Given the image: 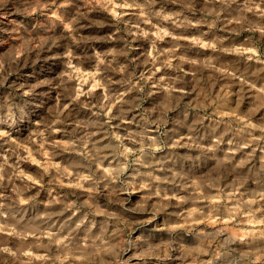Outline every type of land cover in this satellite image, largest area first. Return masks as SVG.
I'll list each match as a JSON object with an SVG mask.
<instances>
[{"label":"clouds","instance_id":"9594fccd","mask_svg":"<svg viewBox=\"0 0 264 264\" xmlns=\"http://www.w3.org/2000/svg\"><path fill=\"white\" fill-rule=\"evenodd\" d=\"M0 20V264H264V0Z\"/></svg>","mask_w":264,"mask_h":264},{"label":"rangeland","instance_id":"374dc122","mask_svg":"<svg viewBox=\"0 0 264 264\" xmlns=\"http://www.w3.org/2000/svg\"><path fill=\"white\" fill-rule=\"evenodd\" d=\"M57 2H59V0H57ZM90 15H91V17L94 18V19H101V18L104 17V14H103V13H91ZM9 19H16V20H19V19H21V17H19V16H13V17H10ZM7 24H8V21H7V20H0V25H7ZM96 31H97V29H95V28H91V29L84 30V31L82 32V34H85V35H86V34H94ZM103 31H104V32H107L108 29L105 28V29H103ZM192 31H195V30H192ZM224 34H225V35H231L230 32H225ZM140 43H143V42H140ZM42 63H43V60H42ZM49 67H50V63L45 65V68H46V69L49 68ZM46 75H48L47 70L43 73V75L41 76V78H43V76H46ZM3 150H4V149L0 148V151H3ZM25 167H26V169L29 168V166H25ZM132 199L135 200V199H137V197L134 196ZM157 264H159V262H157Z\"/></svg>","mask_w":264,"mask_h":264}]
</instances>
